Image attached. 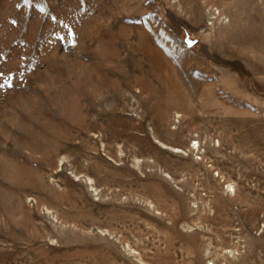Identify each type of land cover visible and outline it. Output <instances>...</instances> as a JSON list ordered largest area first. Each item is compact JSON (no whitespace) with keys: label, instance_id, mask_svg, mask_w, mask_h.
Segmentation results:
<instances>
[{"label":"rangeland","instance_id":"rangeland-1","mask_svg":"<svg viewBox=\"0 0 264 264\" xmlns=\"http://www.w3.org/2000/svg\"><path fill=\"white\" fill-rule=\"evenodd\" d=\"M0 264H264V0H0Z\"/></svg>","mask_w":264,"mask_h":264},{"label":"water","instance_id":"water-1","mask_svg":"<svg viewBox=\"0 0 264 264\" xmlns=\"http://www.w3.org/2000/svg\"><path fill=\"white\" fill-rule=\"evenodd\" d=\"M185 42H186V44H187L188 47H191V46H193L197 41H196V39H190V38L186 37Z\"/></svg>","mask_w":264,"mask_h":264}]
</instances>
